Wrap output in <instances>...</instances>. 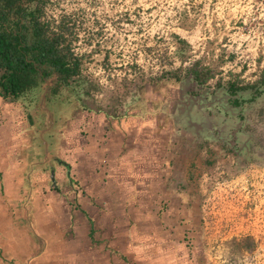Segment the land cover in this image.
<instances>
[{"label":"rangeland","instance_id":"374dc122","mask_svg":"<svg viewBox=\"0 0 264 264\" xmlns=\"http://www.w3.org/2000/svg\"><path fill=\"white\" fill-rule=\"evenodd\" d=\"M52 2L78 33L81 75L55 101L51 78L0 100V159L28 186L14 199L37 193L42 137L46 178L56 158L65 169L54 197L84 211L91 250L113 246L115 264H264V0Z\"/></svg>","mask_w":264,"mask_h":264},{"label":"crops","instance_id":"0c3cea01","mask_svg":"<svg viewBox=\"0 0 264 264\" xmlns=\"http://www.w3.org/2000/svg\"><path fill=\"white\" fill-rule=\"evenodd\" d=\"M29 139V141L24 140L25 142L23 141L24 143L20 145H31L32 137ZM40 140L42 142L38 143L36 147L43 156L42 163L45 164V155L50 154L51 148L50 144L42 137ZM118 158L120 159V157ZM60 162L63 161L56 158L55 166L51 169L52 174L49 176L48 173V178L44 174V165L41 162L32 164L34 183L38 190L35 195L32 194L26 198L25 204L22 201L26 197L28 188L24 183L25 171L19 167L14 168V166L8 168L10 164L4 158L0 159V264H63V260L66 261L65 264H75V256H81L82 264H109L110 261L115 264L118 259H121L119 252H115L117 250L113 246L107 249L106 245L95 243L92 246V248L96 247L93 249L95 251L91 250V234L94 233L95 228L93 222L89 218H85L83 210L79 211L71 205L64 206L61 200L59 202L54 197L59 190L58 185L54 183L59 181L58 179L62 181L61 183L64 181L59 173V167L64 169ZM89 163L93 162L89 161ZM51 165L53 166V164ZM53 175H56L55 181ZM47 179L50 186L44 184V180ZM20 182L24 183L23 187L20 186ZM65 182L68 186L66 185L64 189L68 195L67 191L72 189V183L66 177ZM15 189H22L24 193L25 197L21 202H17L18 198L14 199ZM2 191L4 195L1 194ZM69 193L73 194L71 191ZM24 204L25 206H23ZM27 205V214L30 216L34 234L28 233L25 218L22 216L24 214L23 207ZM11 207L15 213L11 212ZM81 217H84L85 225H83ZM98 227L100 226L98 225ZM75 232L85 237H82L80 243L73 239ZM111 249L113 250L112 254L109 252Z\"/></svg>","mask_w":264,"mask_h":264},{"label":"trees","instance_id":"16d2710c","mask_svg":"<svg viewBox=\"0 0 264 264\" xmlns=\"http://www.w3.org/2000/svg\"><path fill=\"white\" fill-rule=\"evenodd\" d=\"M52 1L0 0L1 101L21 102L50 78L46 98L55 101L80 77L82 62L74 51L78 33L67 13L57 17L48 13ZM177 39L178 43H185ZM187 73L196 84L206 82L209 74L207 68H200L196 62ZM237 89L232 83L225 87L229 93Z\"/></svg>","mask_w":264,"mask_h":264}]
</instances>
